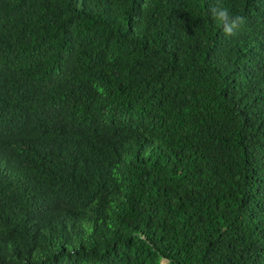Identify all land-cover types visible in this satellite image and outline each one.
Returning <instances> with one entry per match:
<instances>
[{"label": "trees", "instance_id": "1", "mask_svg": "<svg viewBox=\"0 0 264 264\" xmlns=\"http://www.w3.org/2000/svg\"><path fill=\"white\" fill-rule=\"evenodd\" d=\"M0 264H264V0H0Z\"/></svg>", "mask_w": 264, "mask_h": 264}, {"label": "clouds", "instance_id": "2", "mask_svg": "<svg viewBox=\"0 0 264 264\" xmlns=\"http://www.w3.org/2000/svg\"><path fill=\"white\" fill-rule=\"evenodd\" d=\"M217 7H213L212 12L214 18H216L218 21L224 23V32L225 34L232 35L233 34V29L238 27L237 21L243 22V18L240 16L235 17L233 19L227 8H219V11H217Z\"/></svg>", "mask_w": 264, "mask_h": 264}]
</instances>
